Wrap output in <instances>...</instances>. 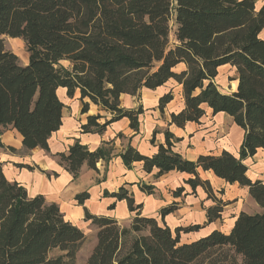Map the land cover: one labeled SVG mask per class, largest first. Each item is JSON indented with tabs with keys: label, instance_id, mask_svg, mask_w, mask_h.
Masks as SVG:
<instances>
[{
	"label": "trees",
	"instance_id": "16d2710c",
	"mask_svg": "<svg viewBox=\"0 0 264 264\" xmlns=\"http://www.w3.org/2000/svg\"><path fill=\"white\" fill-rule=\"evenodd\" d=\"M263 30L264 3L258 7L256 0H0V127L12 125L26 149L49 151L50 135L64 121L60 87L70 97L80 92L83 113L98 106L100 111L81 125L84 133H102L125 117L137 131L143 107H123L120 97L138 96L170 79L183 86L185 101L183 109L171 112V123L182 128L201 123L210 110L230 115L244 132L239 155L223 149L186 158L174 148L180 138L166 130L156 153L144 154L129 144L120 156L129 168L142 161L147 172L156 169V178L172 170L189 173L185 183L192 193L204 188L212 201L203 207L206 223L222 219L228 203L199 169L247 187L261 211H241L227 233L213 229L189 240V233L206 224L172 228L166 217L178 209L177 201L161 207L157 217L145 215L128 189L106 191L127 201L132 220L122 225L115 216L85 207V220L98 229L88 264H264V181L248 176L245 161L264 150ZM2 35L25 41L27 64L7 49ZM227 64L237 70V88L231 92L216 82L219 67ZM173 98L170 89L160 96L159 107ZM112 144L90 150L77 140L58 154L60 164L76 178L84 163L96 169L99 160L109 162ZM140 189L153 194L155 187L143 183ZM184 191L182 185L173 193ZM89 197L87 191L76 194L80 205ZM114 207L115 202L109 209ZM84 238V230L65 218L58 203L43 194L30 196L22 183L10 180L0 158V264H75ZM53 250L58 253L51 255Z\"/></svg>",
	"mask_w": 264,
	"mask_h": 264
},
{
	"label": "crops",
	"instance_id": "0c3cea01",
	"mask_svg": "<svg viewBox=\"0 0 264 264\" xmlns=\"http://www.w3.org/2000/svg\"><path fill=\"white\" fill-rule=\"evenodd\" d=\"M263 3L264 0H256L258 7ZM261 34L264 36V30ZM180 68L182 66L178 67V69ZM222 68H232L237 76V70L231 64L222 65L219 67V70L221 71ZM170 89H173L174 98L161 109L158 100L160 96ZM57 90L61 101L65 105L63 111L64 121L60 129L50 135L49 151L41 147H35L32 150L26 149L23 145L21 133L13 128L12 125L0 127L2 131L1 138L4 144V147H0V150L8 151L7 157L11 158L12 162L19 164L18 168L12 170L11 179L7 176L10 180L22 183L27 188L30 196L43 194L49 203H58L61 211L65 214V218L71 220L78 227L85 223L92 224L90 220H85V207L94 214L115 216L119 223L120 219L124 216L126 218L131 217L132 213L128 209L127 201L116 200L115 196L109 195L120 187H124L133 193L136 203L143 204L142 211L145 215L157 216L161 207L177 201L178 209L166 217L167 224L172 228L178 225L188 226L191 223H200V221H196L193 217L188 216L187 211L191 207L196 208L197 206H201L203 208L209 201L206 202L207 192H205L204 188L199 187L196 193H192L190 185L185 183V180L190 176L189 173L172 170L156 178V169L150 173L147 172L144 169L142 161L134 162L133 166L129 168L123 163L120 153L131 144L140 152L152 155L158 150V144L165 142L164 132L169 130L176 137L180 138V140L175 142L174 148L186 158L195 160L202 153L217 154L221 153L223 149H228L226 146L229 148H233L232 145L235 144H239L240 146L244 135L243 130L235 124L237 129L240 130V137L236 141L231 134L224 137L219 135V131H216V129L220 123L216 122L213 129V127L207 125L206 116L202 118L201 123L188 122L183 128L177 126L175 123H171V112L183 109L185 101L183 86L178 84L174 79H170L165 85L159 86L154 90L144 88L138 96L124 93L120 97L123 107L137 109L142 105L143 112L139 117L140 126L137 131L131 128L130 119L125 117L110 123L102 133H84L81 130V125L87 122L86 119L87 116L91 115L92 107L96 106L98 108V106L92 105L88 113H83L79 91L76 92L74 97H70L65 87H60ZM101 113L107 114L104 111H101ZM206 114H208V110ZM221 116L223 115L221 114ZM154 137L155 143H152ZM77 140L86 144L90 150H95L103 142L112 140L114 153L111 160L109 162L99 160L96 164V169L84 163L79 176L75 178L65 166L60 164L58 154L67 152L70 145ZM9 147H14L16 153H12ZM253 157H248L245 160L249 166L247 174L253 179L263 180L261 175L255 174L250 168ZM28 166L33 167V169H30ZM199 172L201 177L211 181L215 190L219 191L221 189L219 185L227 183L224 179L216 177L211 170L205 171L199 169ZM143 183L154 185V193L147 194L141 190L140 186ZM234 184L239 185L237 182ZM234 184L229 185L233 186ZM182 185L185 187L184 194L175 196L173 190ZM242 188L248 191L247 187ZM81 191H87L90 196L82 205L76 199V194L81 193ZM106 191L109 194H105ZM113 202H115V207L109 209V206ZM256 204L259 206L257 202ZM259 207L260 209L255 212L261 211L262 208L261 206ZM203 211L204 215L201 220L203 223L200 224L206 225L199 231L191 232L190 234H193V236L187 239L205 236V234L213 229H221L227 233L235 223L234 216L228 219L229 225L225 229L218 226L221 219L210 224L206 223V209L203 208Z\"/></svg>",
	"mask_w": 264,
	"mask_h": 264
},
{
	"label": "rangeland",
	"instance_id": "374dc122",
	"mask_svg": "<svg viewBox=\"0 0 264 264\" xmlns=\"http://www.w3.org/2000/svg\"><path fill=\"white\" fill-rule=\"evenodd\" d=\"M1 38L3 39L4 45L7 47V49L13 51L15 54L18 55L19 61L22 64H27L29 52L27 45L25 41L20 38H12L8 35H2ZM63 63L65 65H69L70 62L67 60H64ZM236 73L232 68H222L217 83L220 86L221 90L223 92H231L237 88V81L235 79ZM71 108V107H70ZM69 111V109H68ZM99 108L96 106L92 107L91 113H98ZM221 114L224 116H221ZM219 115V116H218ZM207 117L206 123L207 125L215 128L216 122H219L220 125H218L216 131H219V135L222 137L227 136L228 134H231L234 139L237 141L240 137V130L237 129L235 126L233 118H231L229 115L220 113L217 115H212L211 111L208 110V114L205 115ZM205 117V118H206ZM222 124V126H221ZM224 131V132H223ZM233 148H229L226 146L229 150L239 155V144L232 145ZM6 150H0V158L3 162V168H5L6 175L11 179L12 177V170L18 168L19 164H16L12 162L13 160L9 157H7ZM16 153V152H12ZM258 167V168H256ZM250 168L252 171L257 174L261 175L262 179L264 180V151H259L256 156L252 158V162L250 164ZM219 187L221 189H224L225 193L222 194L218 190H215L218 194V197H222L224 201H226L228 204L225 206L223 219L219 222V227L221 228H227L229 225L228 219L232 218L233 216L237 215L240 211H247L255 212L260 209V207L256 204L255 200L251 197L250 193L246 191V189L240 187L237 184H234L233 186H230L229 184H220ZM207 200V199H206ZM205 206L208 204H211V200H207L208 202ZM197 208V209H196ZM196 208L191 207L189 211H187L188 216L193 217L196 221H200V223H203L201 220L203 219L204 211L201 206H197ZM188 210V209H187ZM186 214V213H184ZM183 214V215H184ZM159 216V212L157 217ZM182 217V216H181ZM132 220V216L126 218L125 216L120 219V223L122 225H128L130 221ZM82 230L85 232V238L82 241V244L76 254V263L75 264H88V259L91 251L97 244L96 241V235L98 232V229L96 226L85 223L80 226ZM193 236V234L189 233L188 237ZM53 254H57L58 250H53L51 252Z\"/></svg>",
	"mask_w": 264,
	"mask_h": 264
}]
</instances>
